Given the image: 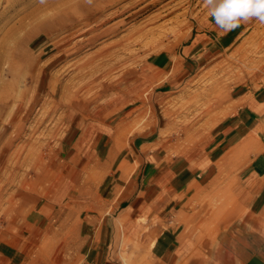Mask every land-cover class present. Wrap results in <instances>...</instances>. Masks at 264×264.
<instances>
[{
  "label": "rangeland",
  "instance_id": "obj_1",
  "mask_svg": "<svg viewBox=\"0 0 264 264\" xmlns=\"http://www.w3.org/2000/svg\"><path fill=\"white\" fill-rule=\"evenodd\" d=\"M209 17L203 0H0V264H144L110 218L114 155L137 132L169 156L202 150L237 87L264 82L256 20L183 74L179 48Z\"/></svg>",
  "mask_w": 264,
  "mask_h": 264
},
{
  "label": "crops",
  "instance_id": "obj_2",
  "mask_svg": "<svg viewBox=\"0 0 264 264\" xmlns=\"http://www.w3.org/2000/svg\"><path fill=\"white\" fill-rule=\"evenodd\" d=\"M224 35L211 17L195 24L179 48L183 74L220 52ZM233 100V112L202 150L169 156L152 147L157 139L149 132H137L114 155L115 162L123 152L113 172L106 171L117 180L110 218L138 241L144 264H264V82L237 87ZM92 133L100 152L97 138L107 132ZM106 149L103 167L111 169L114 146ZM202 221L208 226L200 235ZM100 256L89 264H116Z\"/></svg>",
  "mask_w": 264,
  "mask_h": 264
},
{
  "label": "clouds",
  "instance_id": "obj_3",
  "mask_svg": "<svg viewBox=\"0 0 264 264\" xmlns=\"http://www.w3.org/2000/svg\"><path fill=\"white\" fill-rule=\"evenodd\" d=\"M211 19L223 33L252 20L264 24V0H203Z\"/></svg>",
  "mask_w": 264,
  "mask_h": 264
},
{
  "label": "bare ground",
  "instance_id": "obj_4",
  "mask_svg": "<svg viewBox=\"0 0 264 264\" xmlns=\"http://www.w3.org/2000/svg\"><path fill=\"white\" fill-rule=\"evenodd\" d=\"M75 2H77V1H84V0H74ZM67 9V8H66ZM68 9H70V8H68ZM63 11V10H62ZM55 14V13H54ZM40 35V34H39ZM103 66V65H102ZM122 97V96H121Z\"/></svg>",
  "mask_w": 264,
  "mask_h": 264
}]
</instances>
